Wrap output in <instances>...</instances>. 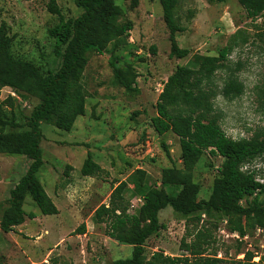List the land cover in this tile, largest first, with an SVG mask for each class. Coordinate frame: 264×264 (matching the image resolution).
<instances>
[{"label":"rangeland","instance_id":"374dc122","mask_svg":"<svg viewBox=\"0 0 264 264\" xmlns=\"http://www.w3.org/2000/svg\"><path fill=\"white\" fill-rule=\"evenodd\" d=\"M49 2L0 0V25L7 26L13 56L31 63L43 75L56 71L61 63L54 52L55 40L48 33L59 22L58 16L49 12ZM56 2L66 19L77 18L83 12L74 0ZM115 2L122 9L119 23L131 21L134 27L126 43L110 44L103 55L87 54L83 77L86 114L77 119L71 132L42 124L44 165L38 176L59 213L43 215L27 195L24 210L36 218L26 217L12 233L0 229V264H113L118 259H131L133 240L111 196L121 182L128 183L124 197L130 205L129 214L137 212L142 204L140 195L151 189L178 196L180 189L162 184L164 171L174 167L191 175L200 186L198 200L207 201L220 176L223 159L205 154L195 165H185L178 137L173 133L160 137L152 119L157 116L156 104L164 83L176 68L217 56L238 30L246 32L248 43L240 44L230 60L231 64L241 65L237 76L245 92L234 100L218 96L215 110L229 138L251 139L264 133V38L258 37L264 31L262 19H248L238 0H178L175 18L185 31L178 34L177 41L180 48L190 51L187 58L178 59L170 57L169 30L159 0H140L137 9H131L124 0ZM113 56L121 58V67L134 68L139 94L115 84ZM226 77L225 72H219L215 85L222 88ZM8 96L16 101L13 111L6 110V120L12 125L5 132L28 130L27 119L40 100L4 88L0 104ZM88 154L103 169L99 176H82L80 170ZM30 164L24 156L0 154V223L10 206V190ZM138 170L146 175L141 177ZM243 170L255 171L257 180L264 182V155L247 163ZM241 204L245 206V201ZM102 205L110 208V215L99 223L95 212ZM196 217L186 218L171 207L164 209L159 220L165 229L147 241V257L157 252L172 257L185 255L183 242L196 241L200 233L208 243L206 254L216 255L222 264H264V221L251 230L246 217L236 213L203 212L200 220ZM82 224L86 233L77 234ZM237 226L247 231L245 238L233 231ZM247 252L261 259L247 263L242 257Z\"/></svg>","mask_w":264,"mask_h":264},{"label":"trees","instance_id":"16d2710c","mask_svg":"<svg viewBox=\"0 0 264 264\" xmlns=\"http://www.w3.org/2000/svg\"><path fill=\"white\" fill-rule=\"evenodd\" d=\"M74 1L83 12L77 18L68 19L62 15L56 0L49 2L48 10L58 16L59 22L48 33L55 40L54 52L61 63L56 71L46 75L31 63L13 56L12 38L8 36L7 26L5 23L0 25V92L4 88H10L17 94L36 97L41 102L27 119L29 129L17 133L5 132L7 126L12 125V122L6 120V110L13 111L16 101L14 96H8L0 104V154L24 156L31 161L26 174L10 190V206L0 223V229L5 233L14 232L16 227L24 224L26 217L36 218L34 213L26 214L24 210L27 195L31 196L43 215L59 213L38 176L44 165L42 124L54 125L65 132L72 131L77 119L86 114L87 91L83 77L88 63L87 54L94 52L103 55L110 44L126 43L134 27L131 21L119 23L122 9L115 0ZM124 1L130 3L131 9H137L140 5V0ZM223 1L208 0L209 3ZM159 2L169 30L170 57L185 59L190 51L180 48L177 41L178 34L185 31L175 18L178 0ZM238 2L248 19H262L264 24V0ZM258 37L263 39L264 31ZM247 43L246 32L238 30L230 37L228 44L219 49L217 56H207L199 64L190 62L185 66H178L164 83L156 104L157 116L152 119L154 130L160 137L167 133L178 137L182 160L187 166L195 165L205 154L222 158L220 176L214 183L210 198L199 201L200 186L193 182L191 175L183 174L175 167L167 169L163 173L162 184L180 189L178 196L151 189L140 195L142 204L135 214H129L130 205L124 197L128 183H119L111 196L116 203V211L128 228L134 247L131 259H118L113 264L223 263L216 255L206 254L208 243L200 233L196 241L190 244L183 242L185 255L172 257L157 252L148 258L146 243L165 229L160 224L159 215L167 207L186 218L197 214L198 220L203 212L208 215H244L251 230L264 221V182L257 180L255 171L243 170L247 163L264 155V133L261 137L251 139L229 138L223 131L215 110L218 96L234 100L245 92V86L237 76L241 65L239 62L231 64L230 57L240 44ZM120 61V57L111 58L115 84L126 92L139 94L138 74L131 65L121 67ZM219 72L227 74L222 88L215 85ZM162 148L170 155L165 143H162ZM80 171L84 177H95L103 173L91 154H88ZM138 173L141 177L146 175L142 170H138ZM242 201H245V206L241 204ZM95 215L99 223H104V217L110 215V208L102 205ZM233 231L238 232L241 238L248 235L242 226L233 228ZM76 233L85 234L86 226L82 224ZM253 257L252 252H247L246 262L250 263Z\"/></svg>","mask_w":264,"mask_h":264},{"label":"built area","instance_id":"2783aa9c","mask_svg":"<svg viewBox=\"0 0 264 264\" xmlns=\"http://www.w3.org/2000/svg\"><path fill=\"white\" fill-rule=\"evenodd\" d=\"M260 183H263V181L258 180ZM141 202V199L139 200ZM258 231H262V230H258ZM239 236V235H238ZM240 238V237H239ZM262 248H264V245L261 246ZM243 258H245V255H242ZM260 255L256 254V256L253 257V260H260Z\"/></svg>","mask_w":264,"mask_h":264}]
</instances>
